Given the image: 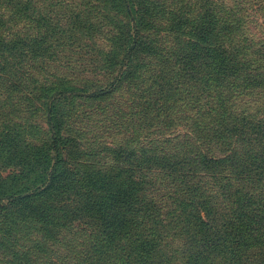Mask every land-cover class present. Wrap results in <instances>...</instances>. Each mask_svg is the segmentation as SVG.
Returning <instances> with one entry per match:
<instances>
[{"label": "trees", "instance_id": "16d2710c", "mask_svg": "<svg viewBox=\"0 0 264 264\" xmlns=\"http://www.w3.org/2000/svg\"><path fill=\"white\" fill-rule=\"evenodd\" d=\"M118 1L129 37L115 62L114 74L104 86L90 90L62 87L48 92L44 119L49 154L37 184L23 192L3 193L0 201L13 204L51 190L67 153L78 151L82 160L92 157L87 164L94 174L89 184L112 206L117 203L129 208L127 220L118 212L103 211L106 222L117 233L118 228L123 229L127 239L106 240V249L113 243L115 247L124 245L114 253L120 264H264V38L255 42L250 36H235L242 24L225 18L220 25L224 34L217 41L212 34L214 16H207L196 27L201 39L191 41L185 52L172 53L173 60L156 49L133 65L144 48L142 14L134 0ZM155 1L160 10L158 6L165 0ZM2 5L14 7L11 15H28L29 0H0ZM3 18L0 12V26ZM174 38L175 44H181L180 34ZM3 45L0 41V48ZM25 46L29 52V44ZM196 63L201 74L194 76L190 70ZM129 77L121 96L111 105L109 125L132 133L134 138L125 148L101 146L106 139L99 136L89 141L90 150L88 146L84 150L74 136L63 135L55 100L64 96L102 98L120 89ZM190 115L194 116L192 122ZM202 116H209L215 124L213 138L207 137L204 152L194 148V158L182 171L175 156L177 144L187 137L179 139L173 131L181 123L197 125ZM87 132L84 130L91 140ZM137 141L141 144L133 145ZM210 143L215 144V152ZM115 159L125 163L116 174L101 170L99 165L106 166L103 161ZM153 171L165 177L166 188L146 208L135 211L130 203L133 187L141 185L147 191L150 183L136 182L134 173ZM175 236L182 243L171 248ZM52 262L49 264H64L60 259Z\"/></svg>", "mask_w": 264, "mask_h": 264}, {"label": "rangeland", "instance_id": "374dc122", "mask_svg": "<svg viewBox=\"0 0 264 264\" xmlns=\"http://www.w3.org/2000/svg\"><path fill=\"white\" fill-rule=\"evenodd\" d=\"M134 2L138 14H142L144 48L133 65L148 55L147 51L156 49L173 60L172 53L185 52L191 41L201 39L196 27L207 16H214L212 34L218 37L217 41L224 34L220 25L225 18L242 24L235 36H250L255 42L264 38V0H165L159 4L160 10L155 0ZM27 8V16H15L11 15L13 6L0 7L4 14L0 41L5 46L0 48V195L23 192L37 184L35 180L49 154L44 119L48 92L62 87L90 90L104 86L114 74L115 62L129 37L118 0H29ZM40 32L46 35L40 38ZM177 33L181 44H175ZM192 68L190 73L194 76L201 74L197 63ZM209 68L206 63L205 71ZM130 78L120 89L102 98L64 96L55 100L63 135L74 136L84 150L85 146L90 150L89 141L99 136L106 139V145L101 146L125 148L134 138L132 133L109 125L111 105ZM192 89L195 91L194 86ZM219 91L223 93L222 87ZM193 119L190 115V122ZM214 127L209 116H202L197 125L181 123L174 129L179 139L187 137L177 144V168L185 171L194 158V148L199 153L207 149V137L213 138ZM144 136L142 133L141 138ZM132 143L139 146L141 141ZM210 146L215 152V144ZM65 158L51 190L13 204L0 201V264H49L57 259L64 264H120L114 253L124 245L115 247L113 243L106 249V240L127 239L123 229L114 231L104 214L118 212L127 220L129 208L117 203L112 206L95 190V185L89 184L88 179L94 174L87 164L92 157L82 160L83 154L73 151ZM103 162L106 166H99L109 174H116L122 168L119 165L125 164L116 159ZM133 177L136 182L150 183L147 191L141 185L133 187L130 203L135 211L146 208L166 188L165 177L159 172L134 173ZM39 211L42 212L38 214ZM181 243L175 236L170 247Z\"/></svg>", "mask_w": 264, "mask_h": 264}]
</instances>
